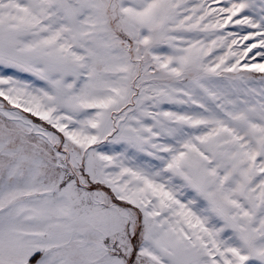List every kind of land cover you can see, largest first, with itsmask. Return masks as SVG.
I'll return each mask as SVG.
<instances>
[{
	"label": "snow or ice",
	"instance_id": "snow-or-ice-1",
	"mask_svg": "<svg viewBox=\"0 0 264 264\" xmlns=\"http://www.w3.org/2000/svg\"><path fill=\"white\" fill-rule=\"evenodd\" d=\"M0 264H264V0H0Z\"/></svg>",
	"mask_w": 264,
	"mask_h": 264
}]
</instances>
